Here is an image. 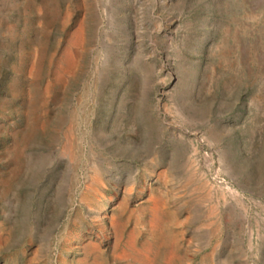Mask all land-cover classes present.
<instances>
[{
  "label": "rangeland",
  "instance_id": "1",
  "mask_svg": "<svg viewBox=\"0 0 264 264\" xmlns=\"http://www.w3.org/2000/svg\"><path fill=\"white\" fill-rule=\"evenodd\" d=\"M0 264H264V0H0Z\"/></svg>",
  "mask_w": 264,
  "mask_h": 264
}]
</instances>
